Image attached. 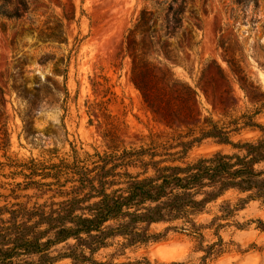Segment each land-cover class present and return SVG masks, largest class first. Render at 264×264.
Here are the masks:
<instances>
[{"label": "rangeland", "instance_id": "rangeland-1", "mask_svg": "<svg viewBox=\"0 0 264 264\" xmlns=\"http://www.w3.org/2000/svg\"><path fill=\"white\" fill-rule=\"evenodd\" d=\"M29 1L35 25L0 19L1 207L45 203L57 188L46 186L54 182L46 176L76 160L163 144L185 133L155 117L130 80L126 38L157 0ZM187 2L181 33L162 41L172 60H161L197 90L203 120L237 123L234 143L259 141L261 129L245 123L264 128V0L240 6L231 0ZM47 56L55 60L41 65ZM219 152L238 151L210 139L194 147L187 161ZM32 173L39 187L26 186ZM247 197L227 192L192 217L198 228L185 221L154 225L151 231L161 240L128 248L115 262L202 264L204 250L216 244L218 255L207 264H264V201H249L220 219L222 207L236 208Z\"/></svg>", "mask_w": 264, "mask_h": 264}, {"label": "trees", "instance_id": "trees-1", "mask_svg": "<svg viewBox=\"0 0 264 264\" xmlns=\"http://www.w3.org/2000/svg\"><path fill=\"white\" fill-rule=\"evenodd\" d=\"M231 1L240 6L248 0ZM188 9L187 0L152 2L126 38L130 80L146 107L169 128L185 133L163 144L76 160L46 176L54 181L46 186L57 188L48 191L54 195L45 203L0 206V264H117L116 257L128 248L163 238L151 231L154 225L185 221L198 228L192 217L231 190L248 197L236 208L222 207L225 215L220 219L249 201H264V170L259 169L264 164V135L257 142H232L237 123L203 120L197 90L160 58L172 60L162 41L178 37ZM0 19L35 25L29 0H0ZM50 30L61 33L59 28ZM54 60L47 56L39 63ZM245 125L264 134L253 121ZM210 139L238 152L188 162L190 151ZM36 176H26L31 181L26 186L39 187L33 181ZM116 246L114 254L100 258L101 251ZM215 246L204 250L202 264L218 255Z\"/></svg>", "mask_w": 264, "mask_h": 264}]
</instances>
